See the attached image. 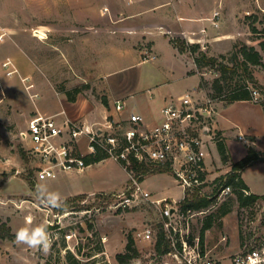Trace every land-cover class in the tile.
<instances>
[{
    "label": "rangeland",
    "instance_id": "374dc122",
    "mask_svg": "<svg viewBox=\"0 0 264 264\" xmlns=\"http://www.w3.org/2000/svg\"><path fill=\"white\" fill-rule=\"evenodd\" d=\"M216 9L220 10L216 17L219 25L211 19ZM152 32L200 42L201 49L195 54L204 50L217 56V62L198 67L190 50L184 52V60L161 35L156 36V57L143 60V50L152 48ZM113 37L120 38L121 51L110 48ZM262 38L264 0H0V232L4 233L0 236V264H123L117 253L125 251L129 233L144 261L155 258V264H166L165 260L178 264L155 247L162 219L157 204L142 200L115 205L128 194L130 184L129 174L118 159L107 156L93 161L82 174L59 170L54 176L39 178L40 160L21 131L37 111L52 113L63 105L71 106L78 97L94 109L106 105L104 97L108 105L110 99L122 97L128 108L108 115L121 120L127 119L131 110L139 111L135 105L140 100L152 102L158 91L176 94L196 90L198 95L210 97L222 92L214 98L216 118L223 116L226 133L216 128L230 158L226 161L221 157L219 139L211 142L205 185L210 193L216 178L231 168L233 160L246 155L250 146L264 152L260 120L264 117V66L251 65L258 80L252 85L260 90V100H238L229 105L231 102L225 100L231 86L245 81L242 65L228 71L230 87L225 84L217 91L212 86L221 72L220 61L233 64L231 58L242 43L259 48ZM188 65L195 71L190 72ZM146 113L152 122L147 116L150 111ZM246 120L254 124L252 130L245 127ZM85 143L82 135L83 151L88 148ZM242 176L251 188L249 193L259 194L253 202L241 204L232 190L215 198L193 222L195 233L205 221L213 222L208 245L219 241L222 233L228 236L218 245L226 249L222 264H234L235 252H231L264 242V158L254 160ZM80 181L89 183L86 189L115 191L69 195L61 198V207L53 208L42 203L36 189L39 184L49 192L65 193L81 189L76 186ZM142 184L150 191L169 190V201L183 194L171 170L149 173ZM226 208L229 210L223 213ZM47 224L52 238L48 251L15 242L21 227ZM146 224L153 225L156 234L144 241L136 231ZM135 258L126 264H133Z\"/></svg>",
    "mask_w": 264,
    "mask_h": 264
},
{
    "label": "built area",
    "instance_id": "2783aa9c",
    "mask_svg": "<svg viewBox=\"0 0 264 264\" xmlns=\"http://www.w3.org/2000/svg\"><path fill=\"white\" fill-rule=\"evenodd\" d=\"M219 15L220 10H214L211 19L215 25H219L216 20ZM143 53V60L156 57L153 48H146ZM251 90L253 99L260 100V90L253 85ZM215 100L214 97L198 95L196 90H186L166 99L160 108L159 118L152 122L142 112L131 110L127 119L116 120L107 115L99 126L68 115L59 118L60 112L39 110L28 119L21 135L31 143V151L40 160L39 178L54 176L59 170H83L88 165L85 155L97 150L118 159L129 174L130 184L129 191L125 192L128 194L115 205L142 200L154 202L161 208L160 226L170 244L165 253L175 258L178 264H219L211 248L201 242L200 232L195 233L193 229L195 216L205 212L206 207H185L182 204L191 199V194L211 196V192L205 191V185L210 171L207 160L209 146L219 139L215 125L218 112ZM114 108L117 111L128 107L121 97L114 99ZM82 135L86 136V151L81 149ZM135 161L167 165L183 188L181 198L169 201L168 197H153L137 176ZM232 190L231 185H225L216 198ZM244 191L249 193L248 189ZM155 234L156 228L151 224L136 231L137 237L144 241L151 240ZM220 239L226 241L228 236L222 233ZM257 255L264 260V242L236 251L232 261L234 264H251ZM155 263V258L144 261L136 256L133 264ZM164 263L171 264L168 260Z\"/></svg>",
    "mask_w": 264,
    "mask_h": 264
},
{
    "label": "trees",
    "instance_id": "16d2710c",
    "mask_svg": "<svg viewBox=\"0 0 264 264\" xmlns=\"http://www.w3.org/2000/svg\"><path fill=\"white\" fill-rule=\"evenodd\" d=\"M262 37V36H259ZM173 44L178 48L180 52H185L187 50H190L193 53L194 61L198 65V67L203 66L204 64H210L215 65L217 62L218 57L213 55H207L204 50H201L200 54H195V51L198 49H201V43L200 42H190L186 38L182 37H171L170 38ZM260 47L258 48L255 44H248V43H242L241 48L237 49V51L234 52L231 61L233 64H229L228 62L220 61V74L216 76L213 79L212 86L217 89V91L223 90L225 88V84L230 87V83H228V71H233L237 68L238 65H242L245 70V81L243 83L235 84L234 86H231L230 89L226 92L225 100L227 102H232L235 100H252V90L251 85L252 83H258V80L256 76L254 75L251 65L252 64H262L264 66V39L262 38L259 41ZM236 65V66H235ZM195 70H190V72H193ZM201 83H203V78L200 79ZM251 81V84L248 82ZM253 81V82H252ZM77 89H79L77 87ZM213 95V94H212ZM222 92L219 94H214L213 96L221 97ZM74 98V95H72ZM104 101L106 105H108V99L104 97ZM218 147L220 150L221 157L224 160H228L229 154L227 150L225 149V146L223 144V139H219L218 141ZM105 152H102L100 150H97L96 152H90L85 155L87 163H91L93 161H98L102 158L107 157ZM264 158V152H260L258 149L254 148L253 146H250L248 152L246 155L241 157L238 160H233L231 164V168L225 172L224 174L219 175L215 180V186L213 188V191L211 192V196L207 195H199V193H195L193 198H188L185 201L182 202V204L185 207L193 206L195 208L199 207H207L211 204V202L216 198V195L221 187L225 185H231L232 189L237 193L238 199L240 200L241 204H249L253 202L259 194L257 193H244V189H249V185L245 181V179L242 176V171L245 169L248 165H250L254 160ZM231 160V159H230ZM134 168L137 173V176L140 180H143L145 175L152 173L154 171H170L171 169L167 165H157V164H151L146 162H134ZM127 191H129L127 189ZM229 209L226 208L223 210V213L228 211ZM161 224V223H160ZM213 222L211 220H207L204 222L200 229V238L201 242L204 244L205 242V232L206 229L210 228L212 226ZM49 224H47L46 227H48ZM4 233L0 232V236H3ZM13 235V233H11ZM126 242V249L125 251H121L117 253L118 260L126 264L136 256L140 254V251L135 243V239L131 233L128 234ZM155 247L158 252H165L170 248L169 241L165 237V232L162 229L161 226H159L157 239L155 243Z\"/></svg>",
    "mask_w": 264,
    "mask_h": 264
},
{
    "label": "crops",
    "instance_id": "0c3cea01",
    "mask_svg": "<svg viewBox=\"0 0 264 264\" xmlns=\"http://www.w3.org/2000/svg\"><path fill=\"white\" fill-rule=\"evenodd\" d=\"M144 33L145 32H143V35H144ZM147 33H151V32L148 31ZM152 33L153 34H151L152 36H151L150 39L153 41L152 42V45H151V47L154 48L153 50H155V48L158 47V41L156 39V36H160L161 35L163 37H166L167 41L172 45L175 54H177L178 56H181L182 58H184L185 53L184 52H180L178 50V48L170 40V36L169 35H166V34L161 33V32H152ZM147 36L149 37V34H147ZM132 38L134 39L133 36H132ZM111 42H112V44H111V47L110 48H112V50H115V51H121L122 50L123 45L120 43V38H118V37L117 38H114L113 37V38H111ZM133 48H135V47L133 46ZM137 50H139V49L137 48ZM184 60H185V58H184ZM194 63H195V61H194ZM105 64H106V62H105ZM186 65H187V63H186ZM187 67L189 68V65ZM189 69L192 70L194 68L192 67V68H189ZM189 69H188V72H189ZM108 72H110V71H108ZM177 94H179V93H176L175 94L172 91H158L157 97L156 96L153 97V99H152L153 101L152 102L147 103L144 100L143 101L140 100L135 106L145 116L147 114L146 112L147 111H150V113H148L147 116H148V118L149 117L152 118L153 121H154V120H156V119L159 118L160 108L163 105V103L165 102V100L168 99L169 97L175 96ZM235 101H238V100H235ZM235 101H232L231 103H228V105L229 104H233ZM250 101H253V100H250ZM109 104L110 105H108V106H110V107H108V106L106 107V105H101V106H97L94 109V108L91 107L90 104L87 103V101H85L82 98L80 99L78 97L76 99L75 103H73L71 106H69V105H67V106L66 105H63L60 108L55 109L52 113L60 112V114H63L65 116L68 115V116H70L72 118H80V119L84 120L86 123H90V124H94L95 126H99V125L103 124V122L105 121V119H106L107 115H109V113H111V112L112 113H115V114L117 113L115 111V108H114V98L109 100ZM75 105H77V106H75ZM145 105H147V106H145ZM147 107H148V109H147ZM225 107H227V104L225 105ZM261 111H263L262 114L264 115V108H261ZM221 117H223V116L220 115V118H218V120H217V122H216L215 125L218 127V130L221 133L225 134L226 133L225 132L226 131V129H225L226 126H225V123H224L223 118H221ZM260 120H261V123H263V126L262 127H263V132H264V117L262 116L260 118ZM244 125L249 130H252L254 128V124L251 121H248V120L244 121ZM102 160H103V158L100 159V160H98V161H102ZM90 164L91 163H89V165ZM85 168L83 170H77V171L74 170V171H76V173L82 174V173H84ZM155 173H159V172H155ZM64 175L70 177L69 176V173H67V174L64 173ZM147 176H148V174L144 177V179L142 180V183L146 180ZM66 181H69L68 178L66 179ZM87 184H89V183L88 182H85V181H80V182L76 183V186H78V188H81V189H77L76 191H65V193H63V191H64L63 190V191H60L58 194L60 195V198H64V197H67L69 195L79 194V193H83V192H87L89 194H92V193H96V192H99V191H109V192L115 191V190H111V189H107V190L106 189H102L101 187H100L101 189L100 188L97 189L96 187H93L95 189H92V188L86 189V185ZM98 184L101 185V181L98 182ZM65 189H67V188H65ZM249 189H251V188H249ZM151 192H152V196L153 197H156V198H161V197H171L172 198L171 192L169 190H166V189H163L162 191H156V192L155 191H151ZM209 233H210V228L206 229V232H205V242L204 243L209 248H211L214 256L216 255V257H217V259L219 261V264H222V259H223V257L226 254V249L221 250L220 249V246L218 247V245L219 244L221 245V243H223V241L221 239H219V241H217L214 245H212V246L211 245H208V241H209V238H210ZM234 252H236V250L233 251V252H231V254H233Z\"/></svg>",
    "mask_w": 264,
    "mask_h": 264
},
{
    "label": "clouds",
    "instance_id": "9594fccd",
    "mask_svg": "<svg viewBox=\"0 0 264 264\" xmlns=\"http://www.w3.org/2000/svg\"><path fill=\"white\" fill-rule=\"evenodd\" d=\"M37 192L41 197V201L45 206L59 208L61 207V198L58 193L49 192L46 186L37 185ZM15 242L20 245H26L29 248L40 249L42 251H48L51 248L52 238L51 233L48 232L45 225H39L36 227H21L15 234ZM251 261V258H249ZM251 264H264L258 255L255 261H251Z\"/></svg>",
    "mask_w": 264,
    "mask_h": 264
}]
</instances>
